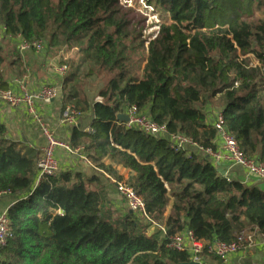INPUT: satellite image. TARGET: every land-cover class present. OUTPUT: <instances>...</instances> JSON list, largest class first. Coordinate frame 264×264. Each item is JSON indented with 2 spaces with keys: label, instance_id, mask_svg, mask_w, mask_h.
Here are the masks:
<instances>
[{
  "label": "trees",
  "instance_id": "trees-1",
  "mask_svg": "<svg viewBox=\"0 0 264 264\" xmlns=\"http://www.w3.org/2000/svg\"><path fill=\"white\" fill-rule=\"evenodd\" d=\"M148 2L163 16L150 40L145 17L120 0H0L2 36L76 49L79 59L66 62L63 110L84 113L92 105L93 117L89 131L74 129L69 145L118 180L124 177L112 164L133 171L128 183L147 214L117 211L97 176L60 171L36 184L40 149L9 139L0 122V192L19 197L8 209L12 236L0 264L186 263L191 252L169 246L184 230L203 244L202 264H224L210 244L233 242L244 230L264 235V192L228 180L209 157L178 149L169 136L217 150L208 114L215 103L241 151L264 164V0ZM16 53L9 63L21 76L26 69ZM7 62L0 45L4 89ZM85 64L86 76H108L102 100L92 104L80 91ZM132 108L164 125L168 136L120 122L118 114ZM154 224L165 232L149 235Z\"/></svg>",
  "mask_w": 264,
  "mask_h": 264
},
{
  "label": "built area",
  "instance_id": "built-area-1",
  "mask_svg": "<svg viewBox=\"0 0 264 264\" xmlns=\"http://www.w3.org/2000/svg\"><path fill=\"white\" fill-rule=\"evenodd\" d=\"M120 1L122 2V0ZM139 1L145 7H147L148 4L151 9L155 11L153 4L148 2L149 0ZM133 2L134 0H126L124 3H122L125 6L132 7ZM2 32H4V27L0 25V35ZM19 38V49L21 51L34 50L36 53H42L46 48V42L43 40H35L30 43L24 40L21 36H19ZM68 69L69 68L67 65L59 67V71L62 74H66ZM262 72L264 75V68ZM61 91L62 87L55 84H44L39 89L31 91L26 87L24 81L20 78H14L13 81H11L10 87L8 88L4 89L0 87V104L5 103L11 106H25L27 112L36 121L41 134L45 139V144L40 149L41 157L37 163L38 175L36 184H38L46 175L55 176L60 172L59 162L55 156L57 147L64 146L71 152L76 151L81 154V157L86 162L90 164L92 163V161L83 151V148L73 149L71 146L63 144L37 110L36 104L38 101L50 103L60 96ZM98 99H100L98 101H101V97H98ZM126 114H128L130 118L129 122L126 123L127 127L136 128L154 136H168L167 128L164 125H159L158 123L154 122L148 115L138 112L136 108L130 109ZM81 115L82 112H80L74 106L68 105L63 110L62 121L64 123H76L77 119ZM224 122L225 121L222 113L217 111L213 121L214 126L218 131L217 147L219 145V148H217V150L199 146L181 134L169 136L171 141L178 149L192 148L203 155H206L213 162L228 160L243 167L248 173L264 179V164L255 158L247 157L241 151L235 138L226 131ZM101 172L105 177L115 184L118 195L124 200L128 210L147 217V214L145 213L144 200L138 195L136 190L128 183L127 180H118L114 175L104 170H101ZM6 194L9 195L10 192H0V196ZM154 225L161 228L165 232V229L162 226L157 224ZM256 235V231L244 230L237 235L236 240L233 242L217 241L210 244L208 251L218 256L221 260H223L224 263H227L231 257L239 253L243 247L253 246L256 241ZM11 236L12 234L9 228L8 210H6L0 214V249L6 245L8 239ZM169 246L179 251L187 250L191 252L192 261L201 263L200 254L202 253L204 246L193 236L192 232L184 230L170 236Z\"/></svg>",
  "mask_w": 264,
  "mask_h": 264
},
{
  "label": "crops",
  "instance_id": "crops-1",
  "mask_svg": "<svg viewBox=\"0 0 264 264\" xmlns=\"http://www.w3.org/2000/svg\"><path fill=\"white\" fill-rule=\"evenodd\" d=\"M8 40L9 42L6 43V47L2 44L0 45L4 48V54L8 57V62L4 67V79L8 82L9 87L14 78L22 79L26 87L31 91L39 89L44 84H55L62 87L68 71L66 74H62L59 71V67L66 65V62L76 60V55L73 50L53 52L46 46L42 53H36L34 50L21 51L19 49V37H9ZM14 52H17L16 54L20 55L23 68L26 69V72H23L24 75H17L14 67L9 63L13 59ZM80 91L81 93L84 92L82 88H80ZM36 107L45 122L52 128L57 138L63 144H70L75 128L84 131L90 130L93 117L92 105L88 111L82 113L76 123H64L62 121V91L60 96L52 102L45 103L43 101H38ZM213 114L215 116L216 112ZM214 116L212 117V115L209 114L210 122H213ZM0 122L7 127V137L9 139L39 149L44 146L45 139L41 134L39 126L33 117L27 112L25 106H11L1 103ZM217 148H219V145ZM55 156L59 162L60 171L79 172L88 177L97 176L100 179V186L104 187V190L114 208L118 209V207L123 204L120 199L121 197L118 195L115 184L104 176L101 169L92 163L90 164L86 162L81 157L80 153L76 151L71 152L63 146L56 148ZM105 162L109 164L110 160L106 159ZM213 164L222 176L230 180L241 181L248 186H256L264 192V179L248 173L243 167L228 160L213 162ZM112 165L116 171L124 177V180L128 181L135 176L133 171L124 168L121 165ZM18 198L19 197L8 194L0 196V214L8 210ZM159 229L160 228L156 226L154 232ZM224 264H264V235L257 233L256 241L253 246L243 247L239 253L233 255L231 259Z\"/></svg>",
  "mask_w": 264,
  "mask_h": 264
},
{
  "label": "rangeland",
  "instance_id": "rangeland-1",
  "mask_svg": "<svg viewBox=\"0 0 264 264\" xmlns=\"http://www.w3.org/2000/svg\"><path fill=\"white\" fill-rule=\"evenodd\" d=\"M126 0H122L124 3ZM139 0H134L132 8H134L137 12L141 13L145 17V22H144V34L146 35V38H151L153 39L155 37V34L159 30V25L163 23V16L159 14L158 11H153L151 7L147 4V7H145L143 4H139ZM128 7V6H127ZM9 37H5L0 35V44H2L4 47H6V43L9 42ZM150 40V39H149ZM8 46V45H7ZM66 49H59V50H52L53 52L56 51H65ZM74 53L76 52V49L73 50ZM251 57V63L252 65H257L258 61L254 56ZM79 59L78 56L76 57V60ZM89 70V65L85 64L82 66L81 70L79 71V83L81 84V88L85 92V96L89 101L92 103L95 100H100L98 99L99 91L106 85V82L108 80V76L105 74L102 75H93V76H86V73ZM102 100V99H101ZM209 114L214 116V112L218 111V106L215 105V103H210L209 104ZM211 117V116H210ZM122 201V205L118 207L117 211L120 212H125L128 210L126 203L122 198H120ZM153 226L150 227L152 229ZM149 229V231H150Z\"/></svg>",
  "mask_w": 264,
  "mask_h": 264
},
{
  "label": "water",
  "instance_id": "water-1",
  "mask_svg": "<svg viewBox=\"0 0 264 264\" xmlns=\"http://www.w3.org/2000/svg\"><path fill=\"white\" fill-rule=\"evenodd\" d=\"M118 120L120 122L127 123V122H129L130 118H129L128 114H126V113H120V114H118ZM130 212H132V211H130ZM154 229H156V226L155 225H153L152 229H150L149 235H152L154 233ZM179 264H201V263L191 261V262L179 263Z\"/></svg>",
  "mask_w": 264,
  "mask_h": 264
}]
</instances>
